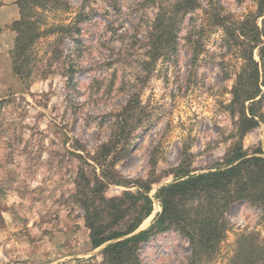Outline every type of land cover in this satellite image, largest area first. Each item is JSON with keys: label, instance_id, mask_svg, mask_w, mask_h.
I'll use <instances>...</instances> for the list:
<instances>
[{"label": "rangeland", "instance_id": "1", "mask_svg": "<svg viewBox=\"0 0 264 264\" xmlns=\"http://www.w3.org/2000/svg\"><path fill=\"white\" fill-rule=\"evenodd\" d=\"M19 1L0 0V264H101L109 244L92 249L84 211L73 197L77 155L91 157L109 141L115 113L137 96L145 122L134 130L132 150L116 170L138 180L154 169L161 179L151 191L154 212L138 233L162 212L157 192L175 180L180 165L195 175L224 168L239 119L228 106L243 60L241 47L228 38L221 22L227 18L225 27L237 30L260 13L258 3L198 0L201 8L180 26L176 55L161 58L151 72L143 68L149 61L143 41L157 7L145 0H70L67 12L40 10L47 25L75 23L84 3L87 16L81 33L58 45V57L54 37L36 44L33 73L24 82L14 73L12 58ZM193 25L197 52L186 40ZM254 56L263 82L258 49ZM259 111L264 113V99ZM242 143L248 154L264 151V120ZM126 190L114 185L106 196ZM262 216V209L249 202L232 205L226 238L212 260L193 259L188 239L176 230L143 244L141 260L230 264L242 235L257 234L264 242Z\"/></svg>", "mask_w": 264, "mask_h": 264}, {"label": "trees", "instance_id": "2", "mask_svg": "<svg viewBox=\"0 0 264 264\" xmlns=\"http://www.w3.org/2000/svg\"><path fill=\"white\" fill-rule=\"evenodd\" d=\"M145 1L157 7L143 41L149 58L143 68L151 72L161 58L176 55L180 26L189 14L201 8V4L198 0ZM257 3L260 13L246 18L237 30L228 24L225 27L227 18L221 22L228 38L241 47L243 60L228 106L233 115H239V119L224 168L195 175L183 164L180 165L175 171V180L157 192L162 212L149 229L138 233L154 212L151 191L161 179L154 169L147 179L138 180L125 179L116 170L117 163L132 150L136 138L134 130L145 122V109L140 106L137 96L115 113L109 141L100 145L91 157L77 155L80 166L73 197L84 211L92 249L109 244L101 253V264H143L141 246L156 235L171 230L188 239L193 259L212 260L226 238L229 226L226 215L237 202L245 201L260 207L264 222V151L257 148L248 154L242 143L247 133L264 120V113L259 111L264 99V81H260V62L254 56L258 49L260 61L264 62V0H257ZM18 5L20 19L14 22L13 28L16 33L12 52L13 70L22 81L28 82L33 73L31 64L36 44L41 39L54 37L51 44L55 45L53 53L58 57V45L67 36L81 33L79 26L87 16L84 10L86 4H83L76 22L68 25H47L42 22V12L39 11L67 12L70 0H20ZM259 19H262L261 26L258 25ZM194 30L193 25L186 40L190 45H196L197 52L199 41L194 40ZM114 185L127 190L120 196L109 198L106 191ZM230 264H264V242L259 240V235H242Z\"/></svg>", "mask_w": 264, "mask_h": 264}, {"label": "water", "instance_id": "3", "mask_svg": "<svg viewBox=\"0 0 264 264\" xmlns=\"http://www.w3.org/2000/svg\"><path fill=\"white\" fill-rule=\"evenodd\" d=\"M105 246V245H104ZM104 246H102V247H104ZM102 247H100V248H102Z\"/></svg>", "mask_w": 264, "mask_h": 264}]
</instances>
